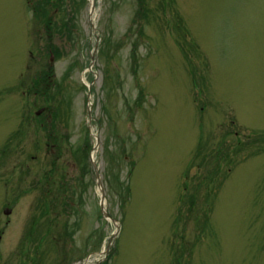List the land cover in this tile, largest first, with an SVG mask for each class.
Wrapping results in <instances>:
<instances>
[{"label": "rangeland", "instance_id": "obj_1", "mask_svg": "<svg viewBox=\"0 0 264 264\" xmlns=\"http://www.w3.org/2000/svg\"><path fill=\"white\" fill-rule=\"evenodd\" d=\"M0 264H264V0H0Z\"/></svg>", "mask_w": 264, "mask_h": 264}, {"label": "water", "instance_id": "obj_2", "mask_svg": "<svg viewBox=\"0 0 264 264\" xmlns=\"http://www.w3.org/2000/svg\"><path fill=\"white\" fill-rule=\"evenodd\" d=\"M41 112H42V110H39V111L37 112V114L39 115ZM93 166H94V169H95V173H96V178H97V181H98V185H99V187H102L101 176H100V173H99L98 167H97V165H96L94 162H93ZM103 200H104V192H103V190H102V200H101V210H102V211H103V207H102V205H103ZM4 213H5L6 215H9V214L11 213V211H10V210H5ZM103 213L105 214V216H107V214H106L104 211H103Z\"/></svg>", "mask_w": 264, "mask_h": 264}, {"label": "trees", "instance_id": "obj_3", "mask_svg": "<svg viewBox=\"0 0 264 264\" xmlns=\"http://www.w3.org/2000/svg\"><path fill=\"white\" fill-rule=\"evenodd\" d=\"M129 191V189H127V192ZM33 229V226L31 225V230Z\"/></svg>", "mask_w": 264, "mask_h": 264}]
</instances>
